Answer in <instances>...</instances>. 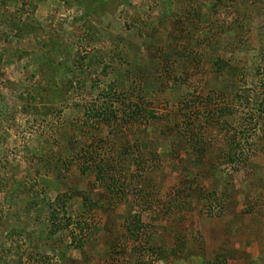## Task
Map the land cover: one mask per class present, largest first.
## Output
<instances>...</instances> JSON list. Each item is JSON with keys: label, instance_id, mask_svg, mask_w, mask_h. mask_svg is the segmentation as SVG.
I'll list each match as a JSON object with an SVG mask.
<instances>
[{"label": "rangeland", "instance_id": "rangeland-1", "mask_svg": "<svg viewBox=\"0 0 264 264\" xmlns=\"http://www.w3.org/2000/svg\"><path fill=\"white\" fill-rule=\"evenodd\" d=\"M0 264H264V0H0Z\"/></svg>", "mask_w": 264, "mask_h": 264}]
</instances>
